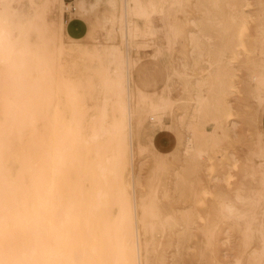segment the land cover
<instances>
[{
  "label": "bare ground",
  "instance_id": "6f19581e",
  "mask_svg": "<svg viewBox=\"0 0 264 264\" xmlns=\"http://www.w3.org/2000/svg\"><path fill=\"white\" fill-rule=\"evenodd\" d=\"M74 4L69 20L89 24L81 38L65 32L64 12L69 5L64 0H0V264H152L149 249L155 245L157 229L172 222L180 236H189L196 223L190 205L184 213L171 209L165 214L160 202L148 201L158 190L148 193V178L143 182L134 173L133 162L148 152L141 132L148 137L164 129L163 118L178 101L154 98L137 85L133 76L137 60L131 51L136 52L139 37L145 36L137 17L160 15L165 25H172L166 13L171 10L185 30L192 23L191 2L75 0ZM105 5L107 13L99 29ZM194 6L200 13L195 20L209 29L226 30L245 60L255 54L257 60H251L248 69L249 91L261 95L259 107L263 106L264 6L256 20L243 0H196ZM102 29L109 40L104 53L99 40ZM165 41L173 48L180 38L173 33ZM183 45L185 51L194 41L187 38ZM201 62L205 65L199 70L201 79L209 84L210 95L200 100L206 111L214 109L215 131L227 138L230 129L225 120L234 119L231 107L223 103L232 83L215 70L216 61ZM78 68L85 73L67 72ZM147 118L154 122L150 129L145 127ZM195 139V131L184 142L180 134L175 139L181 148L172 172L181 198L193 197V187L188 186L193 170L214 172L219 160L220 143L215 148L204 140L196 152ZM259 144L258 156L264 163L263 132ZM261 183L255 190L264 197V178ZM236 198L242 205H221L220 214L235 225L242 221V248L257 233L260 247L252 249L246 264H264V204L247 201L241 192ZM202 220L196 229L203 244L209 245L217 226L211 229L208 219ZM241 258L235 256L232 263L215 260V264H242Z\"/></svg>",
  "mask_w": 264,
  "mask_h": 264
},
{
  "label": "rangeland",
  "instance_id": "374dc122",
  "mask_svg": "<svg viewBox=\"0 0 264 264\" xmlns=\"http://www.w3.org/2000/svg\"><path fill=\"white\" fill-rule=\"evenodd\" d=\"M74 1L64 0L69 5V9L64 12V22L67 27L70 25V23H66L71 13L70 7L73 6L75 9L77 7ZM147 1L149 0H143L145 3ZM190 2L192 23L185 30L181 29L174 15L175 13L173 14L171 10L166 13L170 16L169 20L173 22L172 25H165L166 23L160 15L152 14L148 18L149 20L147 18H136L145 36L139 37L136 52L131 51V56L137 60L133 72L134 80L150 96L154 98L169 97L173 102L178 101L176 102L178 104H173L170 113L163 118L164 129L159 130L160 132L150 133L148 137H144V132H141V141H145L143 144L147 145L149 153L147 152L140 160L133 162V170L134 173H139L143 182L148 178V193H152L156 188L158 190L156 195L153 194L148 198V201L160 202L158 204L165 211V214L171 209L179 211V214L184 213V208L190 205L196 223V227L192 229L189 236H180L181 232H178V227L172 222L167 223L170 227L165 225L164 230L157 229L154 232L155 245L149 249V257L152 264H215V260L232 263L235 256H241L242 264H246L252 249L260 247L258 235L254 231V234L250 237L252 240H248L250 247L248 245L246 249L242 248L244 238L242 221H238L237 225L240 229L237 228L238 226L235 225L233 219L227 218L226 221L224 220L226 217L222 213L221 216L219 208L229 202L238 206L242 205L243 202L236 198V194L239 192L242 195H247L246 200L249 202L264 204L263 195H259L255 190V188L263 185L261 179L264 178V173L261 171V169H264L263 159L258 156L262 153L259 135L261 132L264 133V109L262 110L264 104L259 107L258 99L261 95L255 94L253 96L252 93L250 94V81H248V69L251 60L257 59L254 54V58L245 60L246 58L241 55V50L236 41L229 37L230 35L226 33V30L222 28L209 29L205 24L196 21L195 18L200 17V13H197L194 6L196 0H190ZM243 2L249 4L247 12L253 13L254 20H256L255 17L258 15L260 7L264 6V0H243ZM106 13L107 8L105 5L101 8V17L98 22L99 29L104 23L103 18ZM179 13L177 17L182 18V14ZM254 20L249 24L251 29L254 27ZM75 22L80 23L84 33L90 30L89 24L78 19H75ZM151 32L152 36L149 34ZM101 33L99 40L102 46L101 51L104 53L109 40L106 30L102 29ZM173 33L179 36L180 42L170 48L166 45L165 39L168 34ZM153 36H156V38ZM187 38L193 40L194 45L186 47L184 51L183 44ZM89 46L91 47V45ZM159 50L161 54H159ZM197 59H200L198 61L200 63L198 68L195 69ZM207 59L216 61L215 70H219L225 76H228L229 81L232 83L230 85L233 86H227L229 92L223 103H227L231 107L234 119L227 118L225 120V125L230 129L227 138L220 135V132L215 131L214 109L210 107L206 111L203 99L200 100L202 96L209 97L210 95L208 92L209 84L202 82L199 71L202 67H205L201 61ZM78 66H82V63H79ZM67 72L70 75L85 73L83 68H78L75 72L70 70ZM191 99L192 102H190ZM90 104L96 107L94 102ZM197 107L200 108L199 111L196 110ZM153 123L147 118L145 127L148 129ZM194 131L196 152H198L199 146L204 144V140L209 146L215 148L220 143L221 150L219 149L216 152V157L219 160L215 162L214 172L207 168H195L192 181L190 183L189 180L188 185L189 188L193 187V197L181 198L180 190L176 189L178 186L177 175L172 172L176 169L175 159L178 150L181 148L175 139L180 134L184 142L187 136H191ZM202 180L205 182L204 185H202ZM211 186H216L215 190H211ZM238 189H243V191ZM166 191L168 195L165 197L164 193ZM203 192H205V195ZM217 194L222 195L218 196ZM204 218L208 219L211 229L217 226L213 239L210 238V247L207 241L203 244L202 235L196 229L203 224L202 219ZM259 218H261V215ZM262 218H264V215ZM258 222L257 219L254 223L255 230L258 227ZM218 230L219 232H217ZM206 244L208 246H204ZM210 252H212L211 255ZM199 255L202 257H199Z\"/></svg>",
  "mask_w": 264,
  "mask_h": 264
},
{
  "label": "crops",
  "instance_id": "0c3cea01",
  "mask_svg": "<svg viewBox=\"0 0 264 264\" xmlns=\"http://www.w3.org/2000/svg\"><path fill=\"white\" fill-rule=\"evenodd\" d=\"M66 23H70L69 27L67 24L65 25V32L72 38H81L85 33L83 31L82 26H80L79 22H75V20H68ZM71 33V35H70ZM138 85V84H137ZM139 86V85H138Z\"/></svg>",
  "mask_w": 264,
  "mask_h": 264
},
{
  "label": "built area",
  "instance_id": "2783aa9c",
  "mask_svg": "<svg viewBox=\"0 0 264 264\" xmlns=\"http://www.w3.org/2000/svg\"><path fill=\"white\" fill-rule=\"evenodd\" d=\"M75 11V9H74V7L73 6H71L70 7V12H74ZM67 14V13H66ZM68 16V15H67ZM69 20V19H68ZM68 20H66V22L68 21Z\"/></svg>",
  "mask_w": 264,
  "mask_h": 264
},
{
  "label": "trees",
  "instance_id": "16d2710c",
  "mask_svg": "<svg viewBox=\"0 0 264 264\" xmlns=\"http://www.w3.org/2000/svg\"><path fill=\"white\" fill-rule=\"evenodd\" d=\"M70 35H71V33H70ZM72 36V35H71Z\"/></svg>",
  "mask_w": 264,
  "mask_h": 264
}]
</instances>
